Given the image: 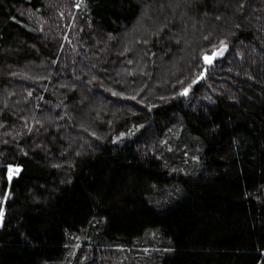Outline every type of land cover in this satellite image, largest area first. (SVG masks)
<instances>
[{"label":"trees","instance_id":"1","mask_svg":"<svg viewBox=\"0 0 264 264\" xmlns=\"http://www.w3.org/2000/svg\"><path fill=\"white\" fill-rule=\"evenodd\" d=\"M0 264H264V0H0Z\"/></svg>","mask_w":264,"mask_h":264},{"label":"snow or ice","instance_id":"2","mask_svg":"<svg viewBox=\"0 0 264 264\" xmlns=\"http://www.w3.org/2000/svg\"><path fill=\"white\" fill-rule=\"evenodd\" d=\"M226 45H223L221 48L216 49L213 53H206L205 56L203 57V59L205 60V62L209 65H211L213 63V60L215 59L216 56L222 55L223 54V50L224 48H226ZM199 79V78H197ZM196 80L193 81V83H195ZM190 87V86H189ZM189 91V88H185L183 90V94H187ZM9 179H11V176L9 177Z\"/></svg>","mask_w":264,"mask_h":264},{"label":"rangeland","instance_id":"3","mask_svg":"<svg viewBox=\"0 0 264 264\" xmlns=\"http://www.w3.org/2000/svg\"><path fill=\"white\" fill-rule=\"evenodd\" d=\"M10 174H11V175H14V174H15L14 170H13V171H11V172H10Z\"/></svg>","mask_w":264,"mask_h":264}]
</instances>
